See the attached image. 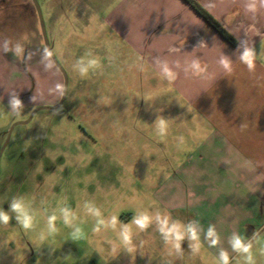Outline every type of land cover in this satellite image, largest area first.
<instances>
[{
  "label": "rangeland",
  "instance_id": "obj_1",
  "mask_svg": "<svg viewBox=\"0 0 264 264\" xmlns=\"http://www.w3.org/2000/svg\"><path fill=\"white\" fill-rule=\"evenodd\" d=\"M118 1L38 0L63 88L56 103L19 114L8 125L0 120L5 131L0 134V207L7 209L12 199L23 197L34 217L27 230L11 212L9 222L0 223V264H104L110 257L99 248L104 232L117 239L113 256L121 264L128 246L121 245L120 233L139 230L133 220L141 214L148 217L145 228L160 230L154 243L166 247L153 259L208 264V251L184 223L194 212L189 207L169 212L158 198L168 166L172 172L192 162L196 148L211 135L204 130L207 122L196 108L165 91L160 76L137 65L135 52L106 22ZM55 5L62 10L52 17ZM261 46L264 39L254 52ZM90 61L94 64L82 71ZM219 189L226 195V188H211L210 198ZM197 190L188 185L189 197ZM219 201L227 202L223 195ZM205 204L207 211L218 205ZM49 216L56 218L54 232L47 226ZM175 217H181L180 224ZM244 223L226 250L222 244L228 236L220 229V255L226 253L229 264H248L232 246L239 237L249 246L251 264H264V216L253 215ZM176 225L180 243L175 233L167 236L168 227ZM76 229L78 237L73 236ZM135 242L141 246L146 239L130 237V245ZM220 255L210 264H220Z\"/></svg>",
  "mask_w": 264,
  "mask_h": 264
},
{
  "label": "crops",
  "instance_id": "obj_2",
  "mask_svg": "<svg viewBox=\"0 0 264 264\" xmlns=\"http://www.w3.org/2000/svg\"><path fill=\"white\" fill-rule=\"evenodd\" d=\"M200 1L237 44L227 42L186 0H119L106 22L135 52L138 66L160 76L165 91L196 108L207 122L204 130L211 135L196 148L192 162L179 164L172 172L168 166L158 198L169 212L188 207L194 212L184 223L190 224L208 251L210 264L220 255L221 228L228 236L222 244L226 250L230 236L245 221L264 216V46L254 52L264 39V0ZM53 9L56 17L62 7ZM41 32L35 5L27 0H0V120L7 125L15 116L60 98L63 77ZM246 50L251 53L248 62L242 59ZM188 185L198 188L194 198L189 197ZM211 188H226V195L219 189L210 198ZM220 195L227 201L223 205H219ZM206 200L218 205L207 211ZM174 219L180 224L181 217ZM168 228L167 236L175 233L180 243L179 226ZM135 236L146 242L131 244V251L122 252L121 264H187L181 258L153 259L157 251L166 250L154 243L161 236L156 226L130 232V237ZM102 241L104 246L99 248H106L110 256L104 264H119L113 256L117 239L104 232Z\"/></svg>",
  "mask_w": 264,
  "mask_h": 264
},
{
  "label": "clouds",
  "instance_id": "obj_3",
  "mask_svg": "<svg viewBox=\"0 0 264 264\" xmlns=\"http://www.w3.org/2000/svg\"><path fill=\"white\" fill-rule=\"evenodd\" d=\"M251 58V53L246 50L245 54L242 56V59L245 60V62H248ZM94 64V61H90L87 66H85L82 71L86 72L88 67ZM249 67L251 68L252 65L249 63ZM14 103H19V101H14ZM160 124L163 125L164 121L161 120ZM93 211V210H90ZM10 212L15 214V220L24 228L25 230L31 228L33 226L34 217L32 212L29 209V206L27 205L26 201L23 197H16L12 199L9 202V207L7 209L0 207V223L7 224L10 217ZM94 215H99L98 212L93 211ZM55 216H49L47 220V226L50 232L55 231ZM64 223L68 224L69 220L67 218V215H65ZM133 223H135L139 228L143 229L146 224L148 223V217L146 215L141 214L140 216H137L134 218ZM80 233L79 229L74 230L73 236L78 237ZM120 240L122 243H124L126 246H128L129 251H131V245H130V232L128 229H124L120 233ZM232 246L234 249L242 252L245 254L244 259L248 262V264H251L252 262V256L249 251V246L247 243H245L244 240L237 237L232 241ZM220 264H229V258L226 253H221L220 255Z\"/></svg>",
  "mask_w": 264,
  "mask_h": 264
},
{
  "label": "trees",
  "instance_id": "obj_4",
  "mask_svg": "<svg viewBox=\"0 0 264 264\" xmlns=\"http://www.w3.org/2000/svg\"><path fill=\"white\" fill-rule=\"evenodd\" d=\"M223 38L231 45L237 44V39L227 28L203 5L200 0H186Z\"/></svg>",
  "mask_w": 264,
  "mask_h": 264
},
{
  "label": "water",
  "instance_id": "obj_5",
  "mask_svg": "<svg viewBox=\"0 0 264 264\" xmlns=\"http://www.w3.org/2000/svg\"><path fill=\"white\" fill-rule=\"evenodd\" d=\"M32 1H33L34 5H35V7H36V10H37V13H38V16H39V20H40V24H41L42 32H43V34H44V38H45V42H46V46H47L49 52L51 53V55L53 56L52 51H51V47H50V45H49V41H48V39H47V33H46V28H45V23H44V19H43V14H42L41 7H40V5H39L38 0H32ZM53 58H54V56H53ZM54 60H55V58H54ZM55 61H56V60H55ZM56 62H57V61H56ZM58 65H59V64H58ZM54 107H56V106H54ZM13 126H14V125H13ZM13 126H12V127H13ZM2 151H3V149L1 150L0 155H1Z\"/></svg>",
  "mask_w": 264,
  "mask_h": 264
}]
</instances>
